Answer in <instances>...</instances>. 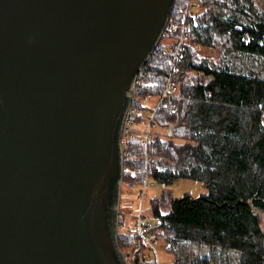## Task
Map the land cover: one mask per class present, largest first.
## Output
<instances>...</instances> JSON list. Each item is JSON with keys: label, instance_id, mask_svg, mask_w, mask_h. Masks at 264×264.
I'll use <instances>...</instances> for the list:
<instances>
[{"label": "water", "instance_id": "water-1", "mask_svg": "<svg viewBox=\"0 0 264 264\" xmlns=\"http://www.w3.org/2000/svg\"><path fill=\"white\" fill-rule=\"evenodd\" d=\"M172 4L0 0V264H129L122 126Z\"/></svg>", "mask_w": 264, "mask_h": 264}, {"label": "trees", "instance_id": "trees-1", "mask_svg": "<svg viewBox=\"0 0 264 264\" xmlns=\"http://www.w3.org/2000/svg\"><path fill=\"white\" fill-rule=\"evenodd\" d=\"M169 22L173 30L163 38L173 43L159 42L133 102L140 111L154 109L172 75L177 110L162 105L157 111L164 131L150 141L158 161L149 176L166 186L193 179L208 193L174 198L164 189L151 199L154 229L176 264H185L188 247L207 249L202 264H264V11L255 0H197L195 7L173 0ZM184 26L182 57L173 71L169 50ZM197 45L215 56L200 54ZM143 154L140 141L125 150L122 187L129 181L130 191L144 179ZM118 241L124 254H133L130 232H118Z\"/></svg>", "mask_w": 264, "mask_h": 264}, {"label": "rangeland", "instance_id": "rangeland-1", "mask_svg": "<svg viewBox=\"0 0 264 264\" xmlns=\"http://www.w3.org/2000/svg\"><path fill=\"white\" fill-rule=\"evenodd\" d=\"M257 6L264 11V0H255ZM161 42L167 46L171 45L173 43L172 39L169 38H163ZM172 48V47H171ZM199 49L200 54H203L204 56H215L214 52H211L208 48H204L199 46L197 50ZM171 50V49H170ZM214 51V50H213ZM177 92V91H176ZM157 102L155 103V106L153 108H156ZM155 110L151 109L149 111L143 112L140 111V116L136 120V127L137 129L142 132L148 130L149 127V118L150 114H152ZM157 113V112H156ZM153 116V115H151ZM156 126L149 128V147L148 151L151 155L154 157L153 163H155V160H157L156 155L154 153V148L151 146L150 141L152 140L154 132L158 131L163 134L164 129H161L160 126L157 125L156 115L155 119ZM141 136V135H139ZM142 137V136H141ZM134 141H140L134 140ZM142 143V142H141ZM143 144V143H142ZM131 145V144H130ZM144 146V158L147 155V149L146 146ZM130 147V146H129ZM127 147V148H129ZM124 160V157H123ZM152 166V165H151ZM124 171V166H123ZM124 175V174H123ZM123 181V180H122ZM154 183V184H153ZM148 185L146 196L144 203L142 204V210L143 213L148 219H154L153 214L150 209V203L151 199L154 197H159L161 192L166 189L170 190L172 193V196L174 198H180L183 197L186 194H190L194 197H197L201 194L208 193V190L203 186L202 183L197 182L193 179L189 178H181L175 181L172 185L166 186L163 184H155V182L150 179L147 174L144 176V179L142 180L141 184L139 186L133 188L130 191L129 186L131 185V182L126 181L124 182L123 187L121 185L120 189V207H119V224H118V232L124 233V232H130L129 229L134 225L135 218L139 214L140 211V205L141 203L138 201V196L141 194V190L144 188V185ZM169 202H167L168 204ZM262 226L264 228V214H262ZM157 221V220H156ZM157 233V245L155 247V251L151 254L150 257V263L149 264H176V255L171 253L167 249V244L165 240H162L161 237V230L159 231L158 228H156ZM117 232V234H118ZM160 232V234H159ZM162 238V239H161ZM118 240V235H117ZM119 242V241H118ZM119 244V243H118ZM134 247V246H133ZM122 251V250H121ZM123 252V251H122ZM133 252V251H132ZM124 254V252H123ZM149 254V253H148ZM125 255L126 261L131 264L132 261V254L131 255ZM207 255V249H200L199 247H188L187 250H185L184 256H185V264H202L203 260L206 258ZM225 262H228L227 260ZM213 264H220L218 261H215Z\"/></svg>", "mask_w": 264, "mask_h": 264}, {"label": "built area", "instance_id": "built-area-1", "mask_svg": "<svg viewBox=\"0 0 264 264\" xmlns=\"http://www.w3.org/2000/svg\"><path fill=\"white\" fill-rule=\"evenodd\" d=\"M187 1H188L189 7L196 6L197 0H187ZM173 27L174 26L169 22V19H168L167 24L165 25V28L163 30L160 41L162 40L163 37H165L167 34H169L173 30ZM187 32H188V29L186 26H184L182 30L181 38L177 40L174 46L171 48V50H169L172 52L171 67L173 71L177 68V64L182 57L184 36ZM198 47L199 45H197V48ZM154 53H155V50L151 54L148 62L152 60ZM142 71L143 69H141L136 75L135 85H134L135 95L132 98L131 104L129 105L126 111V115L124 118V122L122 126V133H121V149H122V155L124 157L125 150L128 149L127 147H129L130 144L134 140H139L140 138L141 142L146 146V149H147V155L144 158L145 165H146L145 175L147 174V176L150 178L149 169L152 167L151 165L153 164L154 157L148 151L149 137H150L149 128L151 127L153 128L156 126V121L154 119H155V115L157 114L156 112L158 111L160 106L164 105L168 107L172 114L176 112L177 104L175 102V99L177 98L176 96L177 86L172 79V75L169 76L168 80L166 81L163 87V90L160 93L156 108L153 109L155 111L152 114H150L148 130L140 132L136 127L137 125L136 120L140 116V109L135 107L133 105V102L134 100H136L137 92L140 91L143 86L142 79H141ZM198 77L201 80H204L202 74H198ZM211 79H212V76H208L206 81L209 82ZM141 102L142 104L148 103V98L143 97L141 99ZM139 135H141L142 137ZM147 188H148V185L146 184L144 185V188L140 191L141 194L138 196V201L141 203L140 211L137 217L135 218L134 225L129 229L130 234L136 238V242L134 243V250L132 254L133 262L131 264H135L134 259L136 258V256L138 257V264H149L151 262L149 255L151 256V254L153 253L151 251H155V247L157 245L158 237L155 231L156 229H154V226L156 225L157 221L155 219H148V217L144 215L143 210H142V204L144 203V200H145ZM158 230L160 231V229Z\"/></svg>", "mask_w": 264, "mask_h": 264}, {"label": "bare ground", "instance_id": "bare-ground-1", "mask_svg": "<svg viewBox=\"0 0 264 264\" xmlns=\"http://www.w3.org/2000/svg\"><path fill=\"white\" fill-rule=\"evenodd\" d=\"M199 50V49H198Z\"/></svg>", "mask_w": 264, "mask_h": 264}]
</instances>
